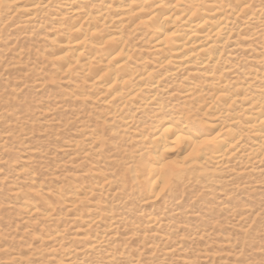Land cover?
Returning a JSON list of instances; mask_svg holds the SVG:
<instances>
[{
  "label": "rangeland",
  "instance_id": "374dc122",
  "mask_svg": "<svg viewBox=\"0 0 264 264\" xmlns=\"http://www.w3.org/2000/svg\"><path fill=\"white\" fill-rule=\"evenodd\" d=\"M253 7L264 11V0L256 1ZM24 16L20 14L2 25L4 19L0 22L3 37L0 41V264H56L59 260L60 264H66L64 255L73 252L75 264H107L104 259L113 253L116 255L108 264H264V175L256 179L259 183H254L255 177L263 172L240 175L244 168L237 166L233 171L213 173L209 165L210 171L188 174L171 182L170 194L161 199L163 206L147 201L134 182L131 168L139 163L145 146L138 143L133 129H124L118 121L108 120L103 125L99 115L101 104L77 97L89 93L87 88L78 89L73 82L57 80L47 68L43 51L53 38L51 16L41 20L48 19V25L37 21L23 27L18 18ZM257 26L260 29L259 24H252L251 28ZM241 38H237V46L233 43L231 47L237 49L236 55L229 53L227 58L230 63L236 62L233 57L239 59L232 77L241 76L242 71L264 69V59L252 61L255 55L264 57L261 44L249 42L252 44L249 46ZM132 41V51L140 61L132 66L146 70L156 67L150 58L141 63L149 55L142 34L133 36ZM166 70L171 68L156 67L153 72L160 75ZM257 82L251 88L264 85L260 80ZM89 95L93 97V91ZM163 100L169 107L160 115L147 111L135 116V127L141 133L152 135L158 127L154 122L156 117L169 118L172 105L181 103ZM207 117L200 119L214 122ZM194 127L199 132L202 130L198 123ZM91 131L101 136L94 147L88 145L90 140L84 136ZM77 141L82 147L73 155L76 152L69 150V146ZM95 147L99 152L91 151ZM84 152L90 153L89 158L84 157ZM99 154L100 158L95 159ZM22 166L31 180L16 174ZM93 169H101L111 185L104 189L105 193L96 190L90 202L100 200L105 216L124 220L118 242L108 251L84 257L87 251L75 232L87 229L81 223L71 225L75 214L68 212L65 198L57 196L55 189L66 190L69 183H75L77 177ZM17 191L27 203L38 206L40 216L25 214L24 205L16 200ZM36 193L54 210L51 221L41 216L45 207ZM91 203L78 205L76 211L86 209V213L80 214L85 217L94 213ZM149 217L160 220L156 231L147 225ZM101 228H105L103 222L89 228L87 233L101 234ZM55 231L64 232L59 242L49 239ZM121 249L123 254L119 255ZM171 249L175 252L167 255L166 251Z\"/></svg>",
  "mask_w": 264,
  "mask_h": 264
},
{
  "label": "bare ground",
  "instance_id": "6f19581e",
  "mask_svg": "<svg viewBox=\"0 0 264 264\" xmlns=\"http://www.w3.org/2000/svg\"><path fill=\"white\" fill-rule=\"evenodd\" d=\"M256 1L0 0V22L4 19L2 25L25 14L18 18L25 27L51 16L53 38L49 40L48 49L43 51L47 68L57 80L73 82L78 89L87 88L89 93H80L77 97L101 104L99 115L103 125L108 120L118 121L124 129H133L138 143L145 146L139 163L134 168L131 166L134 182L147 196V201L163 206L161 199L170 194L171 182L188 174L210 171L209 165L213 173L233 171L237 166L244 168L239 171L240 175L263 172L262 176L255 177L254 183H259L256 179L264 175V170H260L264 169V85L251 88L257 80L264 84V69L261 72L258 69L242 71L241 76L232 77L239 59L233 57L236 62L232 63L227 59L229 53L236 55L237 49L231 47L233 43L238 45L236 41L240 37L247 43L259 42L264 50V11L261 7H253ZM49 22L45 19L41 23L48 25ZM252 24H259L260 29L258 26L251 28ZM140 33L149 53L141 63L150 58L159 70L168 67L171 70L156 75L153 72L156 67L146 70L132 66L140 62L132 51L133 36ZM255 56L253 62L264 59L261 55ZM177 80L183 83L176 85ZM92 91L93 97L89 95ZM163 99L181 103L176 107L172 105L173 114L169 118L156 117L154 122L158 127L152 135L141 133L135 127V116L147 111L154 116L160 115L169 107ZM43 114L47 116L48 112L44 110ZM200 116H208L214 122L204 121ZM197 123L202 127L200 132L194 127ZM84 136L93 147L101 138L94 131ZM81 147L77 141L69 150L76 155ZM91 151L99 152L96 147ZM85 154L84 157L89 158L90 153ZM100 156L94 158L98 160ZM172 157L174 161H169ZM25 168H17L16 174L29 178L31 175ZM88 180L93 183L89 184ZM75 183H69L66 190L55 189L57 196L65 198L68 212L75 214L71 225L81 223L89 230L103 222L105 227L101 228V234L93 236L87 230L75 232L87 251L83 255L108 251L118 242V231L124 219L105 216L101 212V201L95 199L96 203L92 204L90 198L96 190L105 193L111 180L101 169H93L77 177ZM15 197L24 205L27 216L39 213L38 206L27 203L20 191L15 192ZM36 198L45 207L41 216L51 221L54 210L40 195ZM88 202L94 205L95 212L85 217L80 214L86 213V209H76ZM158 220L149 217L147 225L156 231ZM62 233L55 231L49 239L59 242ZM174 252L171 249L166 254ZM73 253L64 255L66 264H75ZM122 254L121 249L119 255ZM114 255L116 253L104 261L111 263ZM60 263V260L56 262Z\"/></svg>",
  "mask_w": 264,
  "mask_h": 264
}]
</instances>
